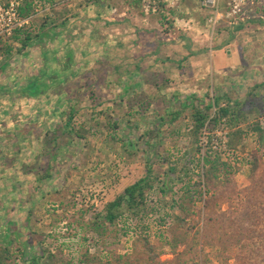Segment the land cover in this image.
<instances>
[{"label": "crops", "instance_id": "crops-1", "mask_svg": "<svg viewBox=\"0 0 264 264\" xmlns=\"http://www.w3.org/2000/svg\"><path fill=\"white\" fill-rule=\"evenodd\" d=\"M57 2L53 23L38 28L34 45L2 62L7 65L0 76V134L13 136L0 139L1 242L30 240L27 231L35 232L30 226L34 208L45 196L50 197L61 188L65 180L73 178L71 173L80 170V159L72 151L78 139L67 140L70 148L60 155L63 159L58 157L51 162L48 171L51 177L46 184L41 183L38 179L42 178L48 161L42 157L46 143L40 132L53 131L71 115L74 116L71 123L89 115L92 110L89 98L99 105V112L112 115L108 93L102 90L90 93L87 86H96V81L101 87L118 85L119 102L114 105L117 113L125 109L133 113L138 109V104L132 107L128 103L131 98L135 100L143 94L151 98L157 91L149 85L155 84L158 77L170 85H181L177 88L185 96L183 106L187 107L204 103L201 99H205L204 86L208 81L216 86L217 95L227 94L231 100L243 104L249 99L248 93L264 91V87L254 91V86L264 83V55L248 56L253 48L264 52L263 24H256V28L245 25L228 29L229 38H222L221 47L215 52L214 39L207 48L201 47L203 43L197 39L196 35H201V30L206 34V30L203 23L197 22L203 18L198 16L193 0L182 2L173 16L170 23L176 31L169 29L171 18L165 23L145 17L135 0H90L79 8L80 0ZM47 32L52 34L46 40L40 34ZM101 55L99 67L103 72L94 66ZM101 75L107 76L100 80ZM33 78L54 84L35 96L23 93L21 88ZM59 78L63 81L57 85ZM178 98L174 93L171 98L163 96L176 104ZM72 163L78 164L77 169L72 168ZM61 164L67 167L62 169ZM12 225L15 231L6 233Z\"/></svg>", "mask_w": 264, "mask_h": 264}, {"label": "trees", "instance_id": "trees-1", "mask_svg": "<svg viewBox=\"0 0 264 264\" xmlns=\"http://www.w3.org/2000/svg\"><path fill=\"white\" fill-rule=\"evenodd\" d=\"M9 1L11 0H0V5L7 4ZM15 1L20 3L18 7L19 17L22 19L30 18L31 20L29 21V25L14 30L10 36L0 37V54H2L6 62L11 59L14 52L20 54L38 38V33H33L35 28L32 21V18L38 11V7L44 5L52 7L58 3V0ZM256 22L259 24L263 23L261 19L256 20ZM247 23H240L237 28H241ZM6 65L1 63L0 73L3 72ZM36 80L30 82L23 89L21 88L22 92L35 96L49 90L54 84L50 83L44 87L43 84L37 87L35 84ZM61 83L62 81L59 82V84ZM260 87H264V83L254 86V91ZM247 96L248 98L252 97L253 101H248L247 99V102L245 101L243 104L242 102L231 100L227 94L222 96L217 95L213 98H209L206 95L205 102L202 105L187 107L181 104V107H177L178 110L173 109L171 113H168L167 117H170L167 121L168 125L177 123L178 121L181 122V120L189 121V127L184 136L189 138L191 143L194 144V152L189 156L187 154L184 155L185 159L181 167L170 163L166 172H162L161 170L156 175H153V162H161L160 156L154 153V148L160 147L159 143L161 139L159 137L162 133L159 130L165 123L163 122L164 118L161 117L159 124L155 127L156 132L149 130L143 135V137H148V139L151 138L150 141H144L143 145L138 146V152H142L146 159L144 176L126 186L103 206L100 213L95 214L87 222L86 230L88 236L91 237L84 239V241L93 247V251L85 250L81 257L78 258L77 264H161L159 263L160 253L157 252V249L161 248V246L169 247L172 254H175L177 243H182L183 241L182 238L175 234L178 226L172 227L173 225L157 228L156 239L158 240V244H151L149 237L144 233L135 236L129 244L128 254H117L114 243L106 242L109 237L106 236L109 230L116 231L119 225L125 223L124 220H127L128 216H131L137 226L141 228H147L146 226L143 227L142 221L148 218V215L160 219L162 223L164 208L159 206L157 209L150 210L146 204L149 194L152 193L156 194L155 197L161 202L162 197L170 190V183H175L176 186H179V198L171 199L170 201L171 208L178 212L175 219L179 224V230L185 226L188 216L199 217L201 214V231L198 230V221L190 226V230L196 228V233L195 243L192 242L193 246L189 249L195 250L197 243L202 246L198 255L200 261L196 264H209L208 256L202 254L203 250L207 247L219 248L216 258L220 262H225L228 253L234 251V258L238 264H264V207H260L264 198V189L262 188L264 186V181L262 180V177L264 178V127L260 123V117H264V96L262 95L257 98L251 92ZM158 99L162 103L164 102L165 106L163 104L162 106L166 107L168 105L166 104V100L162 98ZM152 101L155 100L149 99L145 101L146 106L144 102L138 103V109L133 113L130 112L129 116H145V112L151 106ZM177 104L179 105L180 101H177ZM257 107L261 111L259 118L256 115L257 119H255L256 116L252 114V110H255ZM213 109L215 112H213ZM72 119L73 115L67 118L65 124L58 125L53 131L41 135V138L47 144V146L44 144L43 150L45 152L42 154V157H46L48 161L41 175L42 178L38 179L41 183L46 184L51 177L48 173L52 168L51 162H55L58 157L63 159L60 155L63 151L66 152L70 148L66 141L64 143L59 140L65 138L68 141L74 138L84 139L83 136L76 134L77 131L70 128ZM250 120H253V122L249 123L247 128L243 130L240 127V121L249 122ZM125 122L126 130L123 127H121V130H124V133L127 132L128 143L126 144H131L130 136L132 137L133 134L128 132V127H132V124L128 123L129 120ZM117 125L118 123L115 121L112 126L107 125V127L114 129ZM204 129L208 132L228 130L226 133L228 139L227 149L232 154L228 155L226 160H222L209 147H206L202 153L199 140ZM248 133L254 134L256 147L244 157L243 154L246 151L243 147V142ZM134 134L137 136L136 133ZM6 135L9 138L13 136L11 133H4L3 135L0 134V139L5 138ZM125 138L124 136L121 137V140L119 139L122 147H124L126 142ZM112 140L117 141L115 135L112 136ZM125 153L127 160L132 159L136 155V151H126ZM240 155L243 156L239 158ZM167 160L162 161L161 164H167ZM72 164V168L77 169L78 164ZM65 165L61 164V168L65 169ZM242 167L248 168L249 180L252 183L244 190H237L234 178ZM63 191L64 188H59L51 194V198L60 204L62 199H64ZM235 199L238 203L235 208H232L231 203ZM225 203L229 204L228 210L224 214V217L220 218L217 212L220 206ZM164 204L166 205L167 203ZM78 211L80 217L84 216V213L87 212L86 209ZM76 223L78 222L76 221ZM65 228L71 229L68 225ZM27 233L30 240L26 243H19L21 250L20 264H75L73 260L65 257L62 246H53L52 249L54 251L51 252L50 248L46 249L41 246L45 242V236L39 235L38 238V234L29 229ZM71 236L76 237L77 235L73 233ZM257 236L260 239L262 238L261 245H257L254 242ZM2 244L0 245V264H15L14 261L9 263L11 260L9 247L12 242L4 240ZM103 252L106 255L100 257ZM184 255L186 257H183L180 264H192L193 257L191 253L187 252Z\"/></svg>", "mask_w": 264, "mask_h": 264}, {"label": "rangeland", "instance_id": "rangeland-1", "mask_svg": "<svg viewBox=\"0 0 264 264\" xmlns=\"http://www.w3.org/2000/svg\"><path fill=\"white\" fill-rule=\"evenodd\" d=\"M81 2H78L77 6L78 8L82 6V4H86L90 2V0H80ZM191 2V1H189ZM194 3V0H193ZM195 4V8L197 11V14L200 18H203L204 14L202 12L198 11V5ZM54 6L50 7L48 5L39 6L38 11L36 15L32 18L33 24H34V32L38 33V28L45 26L47 24L53 23L54 19L53 16L55 14ZM256 17L251 20V22H248L246 25L247 27L256 28V24H259L256 22V20L260 19L259 16L262 17L261 21L264 25V8L263 6L260 7V5L254 6ZM190 13V12H189ZM175 15V13H174ZM184 15V14H183ZM182 15H180L181 17ZM187 19V18H186ZM174 18H171V21H166L168 23H173ZM195 21V20H193ZM202 24L204 22V19L201 21H197ZM30 23V22H29ZM170 23L169 29L171 30H177L176 27L172 26ZM193 23V22H191ZM29 25V24H28ZM236 29V28H235ZM248 29V28H246ZM203 30H201V35H196L197 39L200 40L203 45L201 47H209V36L208 34L202 33ZM51 32V31H50ZM216 34L212 45L214 46V51L217 52L218 49L221 47V41L222 38H229V31L227 29V26L225 24H221L216 28ZM52 33H42L44 39H49L48 36ZM39 35V33H38ZM177 36V35H176ZM179 38V36H177ZM4 38V37H1ZM34 43H32L30 46H33ZM18 47V46H15ZM216 47V48H215ZM114 48V47H113ZM13 54H16L15 52ZM248 56L251 55H264V52L257 51L255 48L250 50L248 52ZM103 58V55L99 59H97L96 64L94 65L96 67V70L98 68L99 72H103V69H100L99 66H102L101 59ZM262 58V57H261ZM52 59V57H51ZM264 59V57H263ZM174 59L173 61H175ZM4 61L2 54H0V63ZM116 61V60H115ZM214 61V58H211V62ZM49 65H52V62L48 63ZM116 64V62L112 63ZM104 65V64H103ZM129 64H127V67ZM115 68V67H114ZM95 70V71H96ZM114 70V69H113ZM111 70V71H113ZM122 70H128L127 68H122ZM45 71V70H43ZM131 71V70H129ZM93 73V72H92ZM1 76V73H0ZM107 75H101L100 80H103L104 77ZM112 77V76H110ZM108 79V78H107ZM115 78L112 80L114 81ZM164 78L158 77L156 79L157 82L155 84L149 85V88H153L154 91L156 89L155 94H151V98L147 95L149 94H143L138 95V97L134 100L129 99L128 103L130 106H136L138 103H145L147 100L154 99L155 101H152L151 106L148 107V110L145 112V116H133L130 117L129 114L131 112V109H125V111H120L117 113L118 110H115L114 105H116L117 102H119V98H117V92H119V86L116 84H108L107 87L99 85V82L95 84L96 86L91 85L87 86V91L90 93H97L99 91H104L108 93L109 98V111L113 112L112 115H109L107 112L102 113L99 112L98 106L94 105L95 100H92V98H89V106L92 108L91 113L89 115H82L79 119L76 120V122L71 123L70 128L74 131H77L76 134L81 135L84 137V139H78L77 146L72 151L76 152L79 159L80 164L79 168L80 170L75 171V173L70 179L65 180L64 185H62V189L64 188V199H62V202L59 204V202H56L51 198V196H45L42 199V203L38 205L36 208H34L32 212V217L30 219V226L34 229V231L41 236H45L46 239L41 244L42 248H50V251L53 252L52 249L53 246L58 247L62 246L63 253L65 257L69 260H73L75 264H77L78 258L81 257V255L85 252V250L93 251V247L89 246L87 242L84 241V239H89L88 232L86 230V224L88 221H90L95 214L100 213L103 206L110 200H112L117 194H119L126 186L132 184L133 182L137 181L138 179L142 178L144 176V164L146 163L145 156L142 152H138V146L143 145L144 141H150L151 138L148 139V137H143V135L149 131L152 130L153 132H156L155 127L160 122V118L163 117L164 125L160 128V132L162 135H160V147H156L155 154L159 155L161 159V162L159 161L153 162V175H156L157 172L161 171L166 172L168 164L177 165V167H181L184 162V155L187 154L188 156L191 155L194 152V144L191 143L189 138H186L184 135L186 134L188 127H189V121L188 120H181L177 123L168 125V120L170 117H167L168 113H171L173 109H177L181 107L180 105L184 104L185 101L183 99V93L180 92V90L177 88L181 85H170L169 83L162 82ZM36 78H33L31 82H34ZM47 80H36L35 84L37 87L43 85L47 86L50 83L45 82ZM63 81L61 78L58 79V82ZM159 81V82H158ZM162 82V83H160ZM166 83V84H165ZM58 85H60L58 83ZM221 85V84H220ZM94 86V87H93ZM102 89H101V88ZM83 88V87H82ZM91 88V90H89ZM100 88V89H98ZM174 89L172 91H168V89ZM176 88V89H175ZM205 88V97L206 95L209 98H213L214 96H217L216 92V86L211 84V82L208 81L207 85L204 86ZM123 90V89H121ZM171 93H174L178 95V99L180 101V104H176L175 102H172L167 100L166 104L169 106L166 108L165 105L160 101L158 98H162L163 96H167V98H171ZM190 93V92H189ZM194 94V92H192ZM256 97L264 96V91H256ZM155 96H159L155 98ZM185 97V96H184ZM252 98V97H251ZM249 98L248 101H253V98ZM112 99V100H111ZM101 100L98 99V104ZM111 101V102H110ZM116 101V102H115ZM170 101V102H168ZM102 102H105L104 100ZM115 102V103H113ZM160 102V103H159ZM201 102H205V99L202 98ZM247 102V99H246ZM159 103V104H158ZM175 103V104H174ZM161 104V105H160ZM162 104L164 106H162ZM126 105V102H125ZM178 107V108H177ZM128 108V107H127ZM124 110V109H123ZM130 110V111H129ZM260 109L257 107L255 110H252V114L254 116H258L260 114ZM111 114V113H110ZM257 116L255 119H257ZM74 117V116H73ZM254 119V120H255ZM129 120L128 123L130 125L132 124V127L129 126L128 132L132 133L133 136H130L131 144L128 143L127 138V132L124 133V130H121V127H123L126 130V122ZM117 122L118 125L116 128H109L107 125L112 126L113 122ZM253 122V120L248 121H240V127L245 130L249 123ZM260 123L264 127V117H260ZM82 128H80V126ZM128 125V124H127ZM134 128V129H133ZM207 131V130H206ZM124 134H123V133ZM204 132V131H203ZM225 132H228L227 129H225ZM136 133L137 136L134 134ZM209 138L211 137L212 132H208ZM42 135L43 132H40ZM115 135L117 141L112 140V136ZM126 137V142L124 144V147H122L120 140L121 137ZM136 136V137H135ZM202 138V136L200 137ZM120 139V140H119ZM139 140V141H138ZM60 142L66 141L67 138L63 140H59ZM200 141V140H199ZM115 142V143H114ZM138 143V144H137ZM243 147L246 152H244V157L248 155L250 152L253 151V149L256 147V139L254 134L248 133L245 141L243 142ZM132 152L136 151V155L130 159H126V153L125 152ZM27 154L28 151L25 150ZM71 152V151H70ZM72 153V152H71ZM73 154V153H72ZM76 155V154H75ZM243 155H240L239 158ZM73 155H71L72 157ZM76 157V156H75ZM223 158V157H222ZM167 160V164H161L162 161ZM264 160V157H263ZM77 161V160H76ZM77 163V162H76ZM67 167V164L65 165ZM158 170V168H160ZM262 180L264 181V178L262 177ZM235 186L237 190H244L245 188L249 187L251 185V181L249 180V171L248 168L242 167L237 172L234 178ZM170 190L168 193L162 197L161 202L155 197V195L149 194V198L147 200V208L148 209H157V207H163V221L161 223L160 219H156L154 216H147L144 221H142L143 227L146 226L147 228H141L138 227L135 223L134 219H132L131 216L127 217V220H124L125 223L121 224L117 227L116 231L109 230V233L106 235L108 237L107 243H114L117 251V254L124 255L129 253V244L131 240L141 234L144 233L149 237V240L151 244L157 243L156 239V232L157 228L161 227L164 228L166 226H172L177 227V230L175 234L182 238V243L178 242L177 246L175 248V254H172L171 250L167 246H161V248L157 249V252L160 253L159 255V263L161 264H180L183 257H186L183 254L190 252L191 256L193 257L192 264L199 263L200 259L198 258L199 250L202 249L201 244L197 243V246L195 250H190L193 246V243H195V231L196 228L193 230H190V226L195 224L196 221H198V230H200L201 227V220L200 216H188L186 219V224L183 226V229L179 230V224L177 220L175 219V216L178 214L177 210L174 211V209L171 208V199H178L179 198V186H176L175 183H170L169 185ZM264 189V186L262 187ZM264 191V190H263ZM164 203H167L166 205ZM238 201L235 199L231 204L232 208H235L237 206ZM264 198L262 199L261 208L264 207ZM229 204L225 203L220 206L218 209V216L220 218L224 217V214L228 210ZM260 208V210H261ZM87 210L86 213H84V216L80 217L78 210ZM76 221L79 223H76ZM66 225H68L71 229L65 228ZM126 228H124V227ZM15 231V229L12 227L7 228L6 233L9 231ZM121 230V231H120ZM73 233H76V237H72L71 235ZM262 239V238H261ZM258 236L255 238L254 242L257 245H261L262 240ZM8 240H6L7 242ZM114 241V242H113ZM200 241V240H199ZM3 242L0 240V245ZM19 241H12V244L10 245L9 249L11 252V260L9 263H12L13 261L15 264L21 263V255H20V245ZM158 244V243H157ZM190 248V249H189ZM217 253H219V248L217 247H207L203 250L202 254L208 256L209 264H238L234 258L235 254L234 251L231 253H228L227 259L225 262H220L216 258ZM106 255L105 252L101 253L100 257ZM104 257V256H103Z\"/></svg>", "mask_w": 264, "mask_h": 264}, {"label": "built area", "instance_id": "built-area-1", "mask_svg": "<svg viewBox=\"0 0 264 264\" xmlns=\"http://www.w3.org/2000/svg\"><path fill=\"white\" fill-rule=\"evenodd\" d=\"M140 12L149 18L166 23L168 18H172L174 13L179 12L180 4L187 0H135ZM198 5V11L204 14L203 27L209 36V43L216 34V28L225 24L227 29L234 30L240 23L249 22L256 17L254 6L260 5L264 8V0H194ZM19 2L9 1L0 5V37H8L16 29L23 28L29 24L30 18L22 19L18 15ZM262 19L261 16H259ZM213 112L215 110L213 109ZM199 145L203 150L211 148L222 160H226L231 155L227 149L228 139L225 131L214 130L209 134L204 129ZM223 157V158H222Z\"/></svg>", "mask_w": 264, "mask_h": 264}]
</instances>
